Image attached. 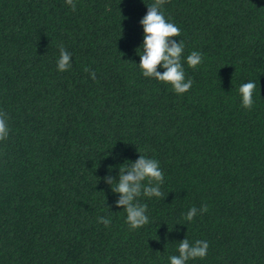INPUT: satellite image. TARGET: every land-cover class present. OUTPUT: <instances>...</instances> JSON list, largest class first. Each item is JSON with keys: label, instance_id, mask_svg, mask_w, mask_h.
I'll use <instances>...</instances> for the list:
<instances>
[{"label": "trees", "instance_id": "trees-1", "mask_svg": "<svg viewBox=\"0 0 264 264\" xmlns=\"http://www.w3.org/2000/svg\"><path fill=\"white\" fill-rule=\"evenodd\" d=\"M74 2L0 0V264H170L186 237L209 243L187 264H264V0H167L182 95L139 67L154 0ZM140 154L160 162L164 197L138 198L150 222L132 230L104 178Z\"/></svg>", "mask_w": 264, "mask_h": 264}, {"label": "clouds", "instance_id": "clouds-1", "mask_svg": "<svg viewBox=\"0 0 264 264\" xmlns=\"http://www.w3.org/2000/svg\"><path fill=\"white\" fill-rule=\"evenodd\" d=\"M66 3L73 11L76 10L77 6L74 0H66ZM165 3H167V0H154L153 3L146 5L148 12L140 21L144 29V42L140 48L142 52L139 54V67L144 77L155 78L160 82L170 84L175 93L182 95L192 88L193 80L191 78L186 79L182 63L185 45L182 40L177 43L174 39L181 35V29L166 18L163 11ZM59 51L57 68L60 72H64L72 67V55L62 45ZM186 60L189 67L196 68L203 63V54L192 51ZM159 67H163L165 71L161 73L158 71ZM85 71L89 72L93 80L96 79L94 71L89 68H85ZM256 89L257 84L253 81L244 83L239 87L244 109L250 111L253 108L255 104L253 95ZM8 119V114L0 111V142L6 141L9 137ZM104 179L106 183L111 185L112 191L120 195L116 203L126 212V223L130 229L136 230L149 224L148 206L140 203L138 198L142 195L149 198L164 197L160 187L164 182V173L161 170L160 162L157 159L140 154L136 162L127 161V163L125 162L119 166L118 181L111 175ZM208 210L206 204L202 205L200 209L193 206L185 215V220L190 222L198 212L203 214ZM97 220L106 228L112 222L108 217H98ZM208 249L209 243L207 241L196 240L194 243H190L186 237L179 242V254L169 257L170 264H187L189 260L204 259L208 254Z\"/></svg>", "mask_w": 264, "mask_h": 264}]
</instances>
